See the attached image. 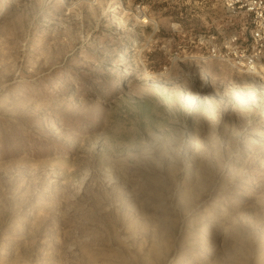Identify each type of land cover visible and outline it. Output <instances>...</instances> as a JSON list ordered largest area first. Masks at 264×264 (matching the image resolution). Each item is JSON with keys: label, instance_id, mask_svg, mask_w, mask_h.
<instances>
[{"label": "rangeland", "instance_id": "1", "mask_svg": "<svg viewBox=\"0 0 264 264\" xmlns=\"http://www.w3.org/2000/svg\"><path fill=\"white\" fill-rule=\"evenodd\" d=\"M253 27L219 0H0V264H264Z\"/></svg>", "mask_w": 264, "mask_h": 264}, {"label": "built area", "instance_id": "2", "mask_svg": "<svg viewBox=\"0 0 264 264\" xmlns=\"http://www.w3.org/2000/svg\"><path fill=\"white\" fill-rule=\"evenodd\" d=\"M227 11H247L254 19V27L250 31L253 50L259 49L264 41V0H219ZM256 56L248 59L249 69H253Z\"/></svg>", "mask_w": 264, "mask_h": 264}]
</instances>
